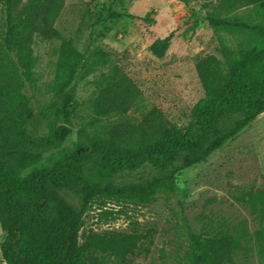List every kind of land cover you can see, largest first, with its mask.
<instances>
[{
	"label": "trees",
	"instance_id": "trees-1",
	"mask_svg": "<svg viewBox=\"0 0 264 264\" xmlns=\"http://www.w3.org/2000/svg\"><path fill=\"white\" fill-rule=\"evenodd\" d=\"M63 6L64 0H0V229L5 234L1 260L4 264H128L144 236L88 233L80 241L84 214L96 202L170 199L182 170L203 163L264 113V0H219L207 14L214 28L248 33L252 45L223 47L220 59L207 55L197 60L202 96L192 106L185 127L169 123L156 109L136 121L125 119L139 92L119 68L112 67L94 82L89 123L93 131L79 129L75 150L48 166L41 163L42 155L58 148L70 129L53 125L39 133L41 122L30 96L36 84L35 40L58 44L50 83L54 108L65 102L86 60L72 39L55 27ZM248 6L258 12L260 25L249 26L233 15ZM167 45V38L156 40L149 50L161 58ZM49 115L45 111L40 119ZM144 166L156 174L129 182L115 180ZM257 236L263 237L264 231ZM236 247L237 232L225 224L189 232L179 263L236 264Z\"/></svg>",
	"mask_w": 264,
	"mask_h": 264
},
{
	"label": "rangeland",
	"instance_id": "rangeland-1",
	"mask_svg": "<svg viewBox=\"0 0 264 264\" xmlns=\"http://www.w3.org/2000/svg\"><path fill=\"white\" fill-rule=\"evenodd\" d=\"M218 3L189 0L185 6L177 0H64L55 27L72 39L86 60L65 102L54 108L50 83L58 44L35 40L36 84L30 96L41 122L39 133L53 125L70 129L58 148L42 155L41 163L52 166L61 154L73 152L79 129L91 134L94 82L112 67L119 68L139 92L125 119L136 121L156 109L169 123L185 127L192 106L202 96L195 72L197 60L207 55L220 59L223 47L252 45L248 33L214 28L209 23L207 14ZM108 12L121 16L110 18ZM233 15L249 26L262 21L251 6L241 7ZM165 38L167 48L157 58L149 47ZM45 111L50 115L43 121ZM155 174L153 168L144 166L115 180L129 182ZM175 183L176 192L170 199L159 196L147 203H94L83 216L80 241L88 233H136L145 239L128 257V264H180L189 232L225 224L237 232L236 264H264V236H257L264 231V113L203 163L182 170ZM4 236L0 229V244ZM0 264H4L1 256Z\"/></svg>",
	"mask_w": 264,
	"mask_h": 264
}]
</instances>
